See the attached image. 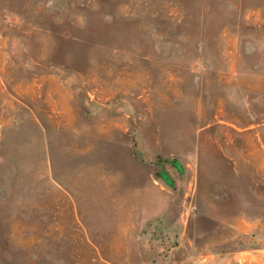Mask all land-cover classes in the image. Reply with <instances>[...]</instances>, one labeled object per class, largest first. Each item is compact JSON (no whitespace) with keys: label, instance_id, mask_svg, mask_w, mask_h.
Returning a JSON list of instances; mask_svg holds the SVG:
<instances>
[{"label":"rangeland","instance_id":"374dc122","mask_svg":"<svg viewBox=\"0 0 264 264\" xmlns=\"http://www.w3.org/2000/svg\"><path fill=\"white\" fill-rule=\"evenodd\" d=\"M0 264H264V0H0Z\"/></svg>","mask_w":264,"mask_h":264}]
</instances>
